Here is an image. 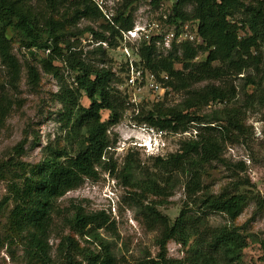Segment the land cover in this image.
I'll return each instance as SVG.
<instances>
[{
    "label": "trees",
    "instance_id": "obj_1",
    "mask_svg": "<svg viewBox=\"0 0 264 264\" xmlns=\"http://www.w3.org/2000/svg\"><path fill=\"white\" fill-rule=\"evenodd\" d=\"M42 1L50 13L35 10L30 0H0V63L9 85L19 92L22 65L12 51L13 43L18 42L56 79L58 88L53 97L60 105L55 120L62 134L42 147L37 162L22 158L26 136L12 147L8 157L0 158V180L7 187L0 200V215L7 211L9 237L23 244L25 263L53 264L49 239L59 219V225L74 233H62L56 246L65 264H119L112 242L101 233L106 230L118 237L116 222L106 210L89 211L75 202L63 208L57 205L60 197L85 179L97 180L101 172H107L127 189L126 203L137 211L143 225L157 232L156 255L133 264H245L248 222L237 225L235 220L250 203L255 206L252 217L263 211L264 193L253 190L248 177L232 179L218 192L203 180L212 163L230 170L231 177L236 169L244 170L243 161L232 162L223 155L226 140L243 134L244 112L238 107L201 110L236 95L232 83L215 81L248 69L257 72L264 66V0H118L110 19L94 0ZM139 1L159 11L155 19L166 14L164 23L177 32L184 23H191L200 39L199 43L172 42L166 51L158 47L156 37L137 46L138 63L156 75L168 74L169 91L183 92L184 98L172 106L143 100L134 119L166 133L185 132L191 126L196 131L194 137L180 140L175 151L151 155V164L146 167L133 147L118 165L111 153L117 134L110 131L128 109L124 88L127 64L115 65L114 54L120 53L121 32L132 27L134 4ZM81 19L98 25L78 26ZM83 35H91L89 43L93 44L86 55L79 47ZM98 41L106 45L93 43ZM35 50L46 54L39 56ZM200 54L203 57L197 59ZM25 68L28 84L37 86L40 74L36 65L27 62ZM241 77L243 87L257 89L249 95L260 97L264 104L262 76L258 82L251 73ZM200 82L205 84L197 86ZM84 98L87 104L82 102ZM12 103L2 91L0 126ZM146 104L151 107L146 109ZM179 184L185 198L172 219L158 206L168 202ZM148 198L153 199L146 201ZM214 213L225 221L212 224ZM76 234L86 244L80 245ZM255 240L261 245L264 261V239ZM169 241L183 248V257L168 255Z\"/></svg>",
    "mask_w": 264,
    "mask_h": 264
},
{
    "label": "rangeland",
    "instance_id": "obj_2",
    "mask_svg": "<svg viewBox=\"0 0 264 264\" xmlns=\"http://www.w3.org/2000/svg\"><path fill=\"white\" fill-rule=\"evenodd\" d=\"M35 10H43L50 13L42 0H30ZM118 0H111V4L117 3ZM166 4H169L167 1ZM134 19L141 15L143 18H155L158 10L151 9L150 6L139 1L134 4ZM60 11L63 7H59ZM91 24L97 26L98 22H90L89 20L81 19L78 26ZM88 35L80 37L79 47L86 55V51L93 44L89 43ZM12 51L20 60L22 65L21 77L19 81V92H14L8 83V76L5 67L0 63V93L3 91L13 99V103L7 116L4 118L0 126V158H6L11 154L12 147L21 140L24 136L27 141L24 145L23 160L34 163L42 156V147L50 140H54L58 135L62 134L59 124L56 122V110L60 105L54 100L53 93L57 90V81L42 70V67L34 59L29 51L24 47H20L18 42L12 45ZM117 53V54H116ZM114 54L115 65L125 62L126 57L121 53ZM35 54L45 56L46 52L36 51ZM112 54V55H113ZM203 55H199L200 59ZM33 63L36 65L40 81L37 86L31 87L27 82V74L25 63ZM176 67H180L176 63ZM254 75L257 82L262 76L261 87L264 88V66L256 72V70L248 69L237 76H232L224 81H215L216 84L232 83L236 88V95L222 103L215 102L204 107L201 112H210L217 108L238 107L242 110L241 122L243 124V134L238 135V139L233 141L226 140L224 157L232 162L243 161L245 163L244 170L236 169L234 176L231 177V171L227 170L220 164L212 163L208 168V175L203 178L204 183L209 188L218 192L227 183L238 177H248L253 183V190L264 193V104L261 103L260 97H251L249 94L256 91L254 86L248 85L243 87V78L241 76L250 74ZM67 74V71H66ZM262 74V75H261ZM205 82H200L197 86H202ZM184 98L183 92L169 91L163 100L165 105L172 106L179 103ZM83 103L87 104L84 98ZM137 107L140 108L138 105ZM151 104H146V109H149ZM107 113L103 112V118H106ZM135 113L131 107L125 111L121 121L113 126L111 134H117L115 146L111 148V153L118 165L122 164V158L127 150L133 147L135 156L140 160L143 167L149 166L153 155L152 146H150V137L148 128L144 123H140L134 119ZM195 127L191 126L185 132H168L161 138H153V144L158 142V151L160 153L173 152L178 148L179 141L185 138L195 136ZM162 140V142H161ZM140 141L147 144V147L135 145L134 142ZM152 144V143H151ZM160 145H162L160 147ZM154 147V146H153ZM160 147V148H159ZM7 193L6 183L0 180V200ZM127 189L120 182L109 175L107 172H101L97 180L85 179L84 182L77 187L67 191L62 197L57 200V205L61 208L68 206L71 202L81 203L86 210L104 209L108 212L116 222V232L118 237L106 230H101L102 235L112 242L113 251L118 259L119 264H133L137 260L149 255L155 256L158 252V247L155 245L154 239L157 234L155 230H148L139 220V214L133 207L126 203L124 196ZM185 198L182 184H179L173 194L168 198V202L159 205L158 208L172 219L178 215V212ZM153 198H148L146 201ZM11 207V204H9ZM255 206L250 203L243 212L235 220V224L245 225L248 237V245L243 250V260L245 264H264L262 260V249L260 243L255 240L264 239V210L258 212L254 217ZM249 219V221H247ZM7 211L0 215V264H26L24 259L23 244L18 238L9 237L10 230L8 224ZM59 219H56V226L49 239L52 245L51 255L53 264H65L62 257L57 254L56 246L59 241V236L62 233L74 234L69 228L59 225ZM210 221L212 224L223 223L224 217L221 214H211ZM80 245L86 244L77 234ZM168 255L176 258H181L184 255L183 248L174 241H169L167 244ZM76 259L80 260L81 256L76 255ZM85 264V263H83Z\"/></svg>",
    "mask_w": 264,
    "mask_h": 264
},
{
    "label": "built area",
    "instance_id": "obj_3",
    "mask_svg": "<svg viewBox=\"0 0 264 264\" xmlns=\"http://www.w3.org/2000/svg\"><path fill=\"white\" fill-rule=\"evenodd\" d=\"M99 9L103 12L107 19L112 16L114 4L111 0H94ZM161 19L143 18L141 15L134 19L133 25L130 29L124 30L121 33V41L117 47L122 56L126 57L127 64L126 72L124 74L125 82L124 88L127 93L126 106L131 107L134 113L138 112L137 106L143 100L159 101L163 100L169 93V86L167 81L168 74L161 72L156 75L154 72L139 64V58L136 56L137 46L140 41H149L152 37H156L155 41L162 51H166L171 47L172 42H181L183 40L200 42V39L195 31V26L191 23H184L177 32L173 26L164 23L166 14L162 15ZM88 41H92L91 35H88ZM94 44L101 43L106 45V42H93ZM146 125V124H144ZM148 129L156 131L158 135L166 134L165 131L156 129L151 126ZM135 145L147 147L140 141L134 142ZM152 146V151L157 154L158 148H155L152 140L149 141ZM152 143V144H151ZM154 146V147H153Z\"/></svg>",
    "mask_w": 264,
    "mask_h": 264
},
{
    "label": "clouds",
    "instance_id": "obj_4",
    "mask_svg": "<svg viewBox=\"0 0 264 264\" xmlns=\"http://www.w3.org/2000/svg\"><path fill=\"white\" fill-rule=\"evenodd\" d=\"M148 132H149L150 134H152L154 137H155V135H156L157 137H159V138L162 137V135H158L157 132L154 131V130L151 131V130L148 129ZM150 134H149V137H150V139L153 141V138H152V136H151ZM161 142H162V140H161ZM158 145H159V144H158V142H157V143H156L157 148H158ZM161 146H162V145H160V147H161ZM160 147H159V148H160ZM158 153H160V152H158Z\"/></svg>",
    "mask_w": 264,
    "mask_h": 264
}]
</instances>
